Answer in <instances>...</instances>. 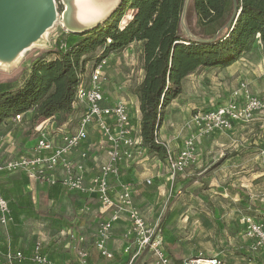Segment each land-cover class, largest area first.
Returning a JSON list of instances; mask_svg holds the SVG:
<instances>
[{
    "label": "rangeland",
    "instance_id": "374dc122",
    "mask_svg": "<svg viewBox=\"0 0 264 264\" xmlns=\"http://www.w3.org/2000/svg\"><path fill=\"white\" fill-rule=\"evenodd\" d=\"M55 7L57 19L36 41L38 46L27 49L22 58L15 54L0 58V92L22 86L34 63L42 56L54 58V55L47 53L58 48V40L65 42L70 37L67 27L63 25L67 10L65 2L55 0ZM129 16L130 13L125 15L123 22ZM218 29L219 25H211L205 27L203 32L213 35ZM139 47L142 48V43L140 46L132 44L123 53L110 54L105 69L106 79L103 81L107 101L126 102L135 113L140 111L134 98L135 88L145 75L144 59ZM9 57L16 59L8 63ZM242 82L248 86L252 96L264 102V49L259 40L250 52L243 54L232 66L222 69L206 67L191 74L184 83L183 93L174 102L175 111L172 112L171 107L166 111L163 136L177 134V141L185 140L194 130L192 117L228 103L239 91ZM27 116L31 117V112ZM31 128V121L27 119L26 122L11 124L9 133H12L7 134V141L0 134V153L3 154L0 164L6 161V155L11 158L18 156L28 139L35 138V129L32 131ZM181 147L179 143L176 150H171L176 153ZM195 150L197 159L185 173L189 176H180L173 186H162V182L157 179L141 194L144 198L139 199V203L144 218L151 224L159 222L163 227L164 235L168 238V250L176 262L182 257H220L227 264H245L250 259L257 263L263 262L264 249L250 248L244 233V221L262 220L264 223V111L257 112L250 123L236 124L232 131H220L199 139ZM154 157L163 171L165 163L157 156L150 155V160ZM42 187L40 193L32 188L37 197L34 206L44 214L58 216L60 221L42 216L34 220L21 213L17 220H10L6 226L0 224V231L10 232L15 224L16 231L27 240L24 243L30 245L34 240L32 232L37 228L44 230L52 226L61 232L70 227L75 229L73 222H79L81 226L82 220L86 219V226L75 229L70 235H62L63 241L59 244L64 246V243L72 240L80 245L82 242L78 236L86 233L82 229L92 230V233L95 230L96 218L91 208L95 202H99H88L85 195H77L69 190L59 200L50 201L45 194V185ZM21 191L31 190L24 184ZM86 211L89 212L84 214ZM71 235L76 238L71 239ZM91 235H88L89 239ZM53 243L51 249L57 248L58 243ZM59 247L64 252V248ZM55 255L61 257L64 253L57 252ZM152 261L151 253L146 252L133 264H151Z\"/></svg>",
    "mask_w": 264,
    "mask_h": 264
},
{
    "label": "trees",
    "instance_id": "16d2710c",
    "mask_svg": "<svg viewBox=\"0 0 264 264\" xmlns=\"http://www.w3.org/2000/svg\"><path fill=\"white\" fill-rule=\"evenodd\" d=\"M237 4L241 13L228 27L234 11L232 0H121L116 10L97 26L70 33L65 42L58 40V48L47 53L55 57L39 58L22 86L0 92V126H6L9 132L11 124L28 119L34 131L39 123L54 116L65 122L74 113L77 88L88 78L92 67L110 54L123 53L141 42L145 75L135 88L141 138L148 153L164 161L168 153L157 144V134L164 125L167 109L183 93L184 80L198 69L232 66L252 50L257 40L264 49V0H237ZM128 13V20L123 22ZM211 25H219V29L206 35L203 31ZM29 112L31 117L27 116ZM18 115H23L20 122L14 121ZM29 182L24 174L0 183L3 197L11 207V220L23 213L27 218L42 216L60 221L56 215L37 210L32 193L21 191V186ZM45 187L50 201L59 200L68 191L59 183ZM11 235L10 230L9 238ZM15 245L16 240L8 244L0 239V264H35L25 251H21L24 260L9 259L8 255L16 252Z\"/></svg>",
    "mask_w": 264,
    "mask_h": 264
},
{
    "label": "built area",
    "instance_id": "2783aa9c",
    "mask_svg": "<svg viewBox=\"0 0 264 264\" xmlns=\"http://www.w3.org/2000/svg\"><path fill=\"white\" fill-rule=\"evenodd\" d=\"M107 64L108 58L94 65L88 78L80 83L73 103L74 113L65 122H59V117L54 116L39 123L35 127L36 136L24 155L12 157L0 164V178L4 174L23 172L30 180L41 185L59 183L71 192L96 199L104 212L112 211L108 219L99 222L95 235L96 251L107 260L115 257L108 248L113 227L125 219L130 223L128 236H131V243L125 250L129 255L132 253L129 264H133L146 252L152 255L151 264H227L220 257H200L176 262L167 251L163 227L159 222L149 223L134 203L133 188L129 185L122 186V190L116 193L113 184L119 182L122 176L121 165L127 161H149L151 154H148L141 138V126L135 123L136 113L133 108L123 101H107L103 90ZM239 86V91L228 103L192 117L194 130L176 153L157 134V144L163 145L168 153L167 158L162 161L173 178L186 173L193 165L197 159L195 148L199 139L220 131H232L236 124L250 123L257 112L264 111V102L252 96L244 82ZM22 118L23 115H18L14 121L20 122ZM92 129L98 132L101 139L99 150L107 156L106 162L100 165L94 176L88 172V164L92 159ZM74 154L79 156L78 160L72 159ZM147 183L151 184L152 180ZM10 220L11 207L0 189V224L6 226ZM244 224L250 248L264 249L263 222L248 219ZM71 237L74 238V235ZM85 240L80 237L81 242ZM80 254V263L88 264L89 254L86 251H81ZM8 256L9 259L24 260L21 251ZM31 256L35 264L50 263L40 242L34 245ZM255 262L250 259L245 264H264V261Z\"/></svg>",
    "mask_w": 264,
    "mask_h": 264
},
{
    "label": "crops",
    "instance_id": "0c3cea01",
    "mask_svg": "<svg viewBox=\"0 0 264 264\" xmlns=\"http://www.w3.org/2000/svg\"><path fill=\"white\" fill-rule=\"evenodd\" d=\"M136 44L140 46L141 42L140 43H134V45H136ZM139 48H140L139 53H142V48L141 47H139ZM126 50H128V49H126ZM198 70H200V69H198ZM186 80H188V78L185 79V81ZM185 81L183 82V86H184ZM134 98L136 101L137 108H140L137 97L134 96ZM175 100H177V99H174V101L171 103L172 105L170 106L172 112L175 111V105H176L174 103V102H176ZM172 112H170V113H172ZM166 115H167V112H166ZM134 118H135V121H137L139 123V124H137V122H136L137 126H140L141 125L140 111H137ZM2 127L3 126H0V134H2L3 137L7 141V134L9 135L12 132L9 133L7 131L8 129L5 128L6 126L4 128H2ZM164 128H165V126H163L159 131L160 137L163 138V140L167 141L173 150H176L177 145L179 146V143L183 144L184 138L182 137L183 139H180L177 141V136H178L177 134H175L173 136L169 135L168 137H165L162 134ZM93 129H92L93 133L91 135V141H90L91 142L92 159L88 164V170H89L88 172H90V174L92 176H94L95 173H97L100 165L102 163L106 162V160H107V156L103 152H101L98 148V144L101 140L99 138L98 132L96 130H93ZM4 131H6V132H4ZM30 144L31 143H27V145H25V147L23 146L20 149V153H18V154L24 155V153L27 151L26 149L30 146ZM1 155H3V154L0 153V157H2ZM6 156L8 157V158L5 157L6 161L9 159H12L10 156H8V155H6ZM152 156H154V155H152ZM78 157L79 156L77 154H74L72 159L78 160ZM155 159H157V158L154 157L152 160H149V161H146L143 163H137V162H131V161H127L126 163H123V165H121L122 176H121L119 182H115V184H114V189H115L116 193H119L122 190V188H123L122 186H128L129 185L130 187L133 188V190H134V203L140 209V211H141V205L139 203V199L144 198L143 195H141V194L144 193V191H147L148 187H151L156 182L157 179L162 182V186H164V185L173 186L176 182V179L179 178L180 176H182V177L183 176H189L185 173H180L177 175L176 178H173L170 175L169 170H167L166 166L165 167L163 166V171L161 170V168H160L161 164H159L158 163L159 161H157ZM24 174L25 173H23V172H17V173H13L11 175L10 174H4L0 178V183H4V181L8 177L20 176V175H24ZM25 175L27 176V174H25ZM126 176H127V178H125ZM183 178H185V177H183ZM150 179L152 180V183L148 184L147 181ZM29 181L30 182H29V184H27V187H28V189L31 190L30 192L32 193L33 203H36L37 197H36V194L32 191L35 189L34 191L36 193H40V189L43 187L38 182L32 181L30 179H29ZM30 186H32V187H30ZM162 186H160V189ZM32 188H34V189H32ZM44 188L46 189V187H44ZM30 192H28V193H30ZM95 200L89 199L88 202H92ZM93 205H94V207L91 209L94 210L93 216H95V218H96L95 230L92 233L91 232L92 230L88 231V229H86V230L82 229L83 232L86 231V233L84 235L78 236V238L83 237L86 240H85V242H82L80 245L76 243L77 241H72V240L64 243V246L59 245V244L62 243V241H63L62 235H70L72 231L73 232L75 231V229L86 226V222H85L86 219L82 220L81 226H80L79 222H77L75 224L73 222L75 229H72V227H70L66 231L62 230L61 232H59V230L53 228L52 226H48L44 230H42V228H41V230H40V228L39 229L37 228V229L33 230V232H32L34 240L30 243V245H26V243H24V241H27V240H26L25 236L21 237V235L18 233V231H16L15 224L11 228L12 235L10 236V238H9V232L8 231L2 232V229H1L0 239L3 240L4 242L8 243V244H10L12 240H16V245H15L16 252L17 251H25L26 253H28L30 251L28 253L29 255L31 254V252L34 248V245L37 242L42 243L43 253L45 255H47L49 260H50V263H48V264H81L80 263L81 251H86L87 254H89L88 264H107V263H109V264H129L132 253L129 255V254L125 253V250L129 246V244L131 243V241L129 243V240H128L129 239L128 231H129L130 223H128L127 220L122 219L119 223H116L114 225L112 235H111L112 239L108 244V248H109L111 253L115 254V257L113 258V260H107L106 258L102 257L100 254H98V252L96 251V248H95L96 237H95V235H96V229H97L99 222H101L102 220L108 219L111 216L112 211L104 212L102 207H101V204L96 203V202ZM88 212L86 211V213H84V214H87ZM84 214H82V215H84ZM32 219H34V220L39 219V217H34ZM18 222H19V220H18ZM74 226H73V228H74ZM89 234H92L90 239L88 237ZM74 237H75V235H74ZM75 238L71 237V239H75ZM53 242L58 243L57 248H55V249H51L54 246ZM166 244H167V251L170 253V251L168 250L169 246H168V238L167 237H166ZM248 244L250 246L249 240H248ZM59 246H61L62 249L64 248V252H63V250L60 249ZM57 252H62V255H63V253H64V255L61 257L58 255H55V254H57ZM170 255H171V253H170ZM172 258H173V256H172ZM179 258H176V260H178ZM182 258L183 259H179V260L191 259L188 257H182Z\"/></svg>",
    "mask_w": 264,
    "mask_h": 264
},
{
    "label": "water",
    "instance_id": "95a60500",
    "mask_svg": "<svg viewBox=\"0 0 264 264\" xmlns=\"http://www.w3.org/2000/svg\"><path fill=\"white\" fill-rule=\"evenodd\" d=\"M63 1L66 3L73 0ZM120 2L121 0L111 13L116 10ZM232 2L234 11L228 27L233 26L241 13L237 0ZM57 14L55 0H0V58L25 49L37 41L55 23ZM99 23L71 33L89 31Z\"/></svg>",
    "mask_w": 264,
    "mask_h": 264
},
{
    "label": "bare ground",
    "instance_id": "6f19581e",
    "mask_svg": "<svg viewBox=\"0 0 264 264\" xmlns=\"http://www.w3.org/2000/svg\"><path fill=\"white\" fill-rule=\"evenodd\" d=\"M119 1L120 0H73L66 2L65 5L67 10L63 17V25L67 27L69 33L74 30L90 27L103 21ZM32 46H38V43L34 41L28 48L13 52L12 54H15V56L19 55V57L21 56L20 58H22L25 51ZM3 58L5 59V57ZM15 59L16 58L13 59L9 57L7 60H9V63L15 61Z\"/></svg>",
    "mask_w": 264,
    "mask_h": 264
}]
</instances>
